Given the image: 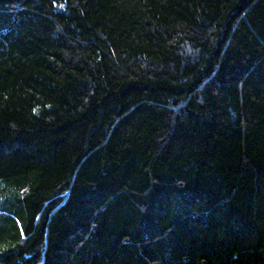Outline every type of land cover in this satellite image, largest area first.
I'll return each instance as SVG.
<instances>
[{"label": "trees", "instance_id": "1", "mask_svg": "<svg viewBox=\"0 0 264 264\" xmlns=\"http://www.w3.org/2000/svg\"><path fill=\"white\" fill-rule=\"evenodd\" d=\"M0 264H264V0H0Z\"/></svg>", "mask_w": 264, "mask_h": 264}]
</instances>
